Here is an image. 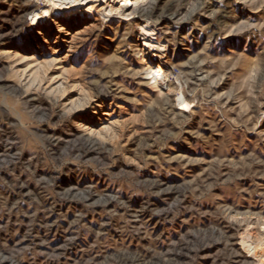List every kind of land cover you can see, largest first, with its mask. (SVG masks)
<instances>
[{"label":"rangeland","instance_id":"obj_1","mask_svg":"<svg viewBox=\"0 0 264 264\" xmlns=\"http://www.w3.org/2000/svg\"><path fill=\"white\" fill-rule=\"evenodd\" d=\"M93 2L0 0V264H264V0Z\"/></svg>","mask_w":264,"mask_h":264},{"label":"bare ground","instance_id":"obj_2","mask_svg":"<svg viewBox=\"0 0 264 264\" xmlns=\"http://www.w3.org/2000/svg\"><path fill=\"white\" fill-rule=\"evenodd\" d=\"M49 2H51L52 3V0H48ZM62 0H60V3H58L59 4V6H60V8H63V10L64 9H70L71 8V6L73 5V3H75L76 1H78V0H69L68 2H61ZM94 2L92 3V4H90V6H87V7H84L85 9H82L81 11H83V12H91L93 9H94V5H95V3H98L100 0H93ZM58 4H54L55 6H58ZM97 5V4H96ZM37 7V5H36V3H33V4H26V6L24 5V7H22V8H20V14H23V15H26V14H30V12H33V10L35 9ZM85 10V11H84ZM49 10H44L43 9V14H45V13H47ZM21 17V16H20ZM73 19L71 18V21H72ZM64 31V30H63ZM145 31V30H144ZM153 47H155V48H161L162 47V45H156V44H154V45H152ZM162 49V48H161ZM17 52L16 51H13V50H7L6 52H5V55H7V57L9 58V59H12V58H14V57H16L17 56ZM168 65V64H167ZM167 65H165L163 62H160L159 64H158V67L153 71V76H154V82L155 83H162V81H164V80H166V79H168L172 74H173V72L172 71H170V66H167ZM173 69V71H174V68H172ZM176 72V71H175ZM178 72V71H177ZM181 72V71H180ZM175 74V73H174ZM175 76V75H174ZM23 77V76H22ZM182 77V76H181ZM30 78V77H29ZM28 78V79H29ZM172 78H173V76H172ZM174 78H176V76L174 77ZM22 79V78H21ZM24 79H25V76H24ZM24 79H22V80H24ZM21 80V81H22ZM32 80V79H31ZM30 80V81H31ZM176 80H177V82H179L180 83V81H179V79H177L176 78ZM173 82V81H172ZM184 82V81H183ZM22 83V82H21ZM32 83V82H31ZM178 83V84H179ZM24 84H25V82H24ZM176 84V86L178 85L177 83H175ZM26 86H27V84H25ZM33 85V84H32ZM164 85V84H163ZM182 85H184L183 83H182ZM181 87V84L180 85H178L177 87L179 88V90L180 89H182V88H180ZM175 87V86H174ZM32 90V89H31ZM178 90V93H180V91ZM181 96V98H183V96H182V94L180 95ZM179 96V97H180ZM34 103V102H33ZM8 118H10V117H8ZM9 120V119H8ZM2 138V137H1ZM5 138V137H4ZM87 138V137H86ZM89 139V138H88ZM92 141V140H91ZM92 143V142H91ZM94 144V143H93ZM84 195V194H83ZM243 246L244 247H249V242L247 241V240H244L243 241ZM174 250V249H173ZM250 251L251 250H249V253H250ZM8 260V259H7Z\"/></svg>","mask_w":264,"mask_h":264}]
</instances>
